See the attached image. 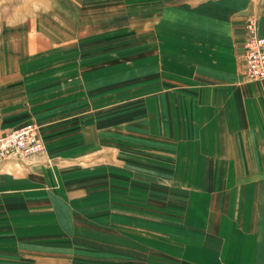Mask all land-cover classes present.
<instances>
[{
    "label": "crops",
    "instance_id": "crops-1",
    "mask_svg": "<svg viewBox=\"0 0 264 264\" xmlns=\"http://www.w3.org/2000/svg\"><path fill=\"white\" fill-rule=\"evenodd\" d=\"M248 9L264 35V0H169L171 36L94 65L37 56L56 43L31 23L0 33V133L30 122L44 145L0 159V264H264Z\"/></svg>",
    "mask_w": 264,
    "mask_h": 264
},
{
    "label": "rangeland",
    "instance_id": "rangeland-1",
    "mask_svg": "<svg viewBox=\"0 0 264 264\" xmlns=\"http://www.w3.org/2000/svg\"><path fill=\"white\" fill-rule=\"evenodd\" d=\"M168 1L0 0V33L22 31L24 23L28 22L31 25L27 26V31L33 34L37 29L42 30L56 43L50 46L49 51H37V56L43 55V59L47 58L45 53L57 52L58 56L69 55L79 66L81 62L94 65L100 57L94 53L103 50L102 57H110L109 61H115L117 56L122 55L125 60L133 53L146 51L148 46L151 48L153 40L171 36L160 24L161 7ZM249 17H253L256 33L264 37L258 31L256 11L248 9L242 20L243 35L239 56L244 76L243 51ZM9 47L14 49L13 44ZM16 155L26 156L18 153Z\"/></svg>",
    "mask_w": 264,
    "mask_h": 264
},
{
    "label": "built area",
    "instance_id": "built-area-1",
    "mask_svg": "<svg viewBox=\"0 0 264 264\" xmlns=\"http://www.w3.org/2000/svg\"><path fill=\"white\" fill-rule=\"evenodd\" d=\"M244 74L249 79L264 80V37L256 33L253 17L246 22ZM37 125L27 122L0 133V158L9 153L30 155L44 149Z\"/></svg>",
    "mask_w": 264,
    "mask_h": 264
}]
</instances>
